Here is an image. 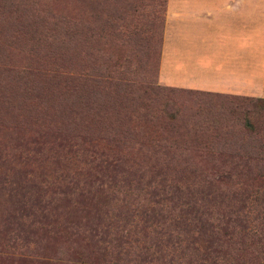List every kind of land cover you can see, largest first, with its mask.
<instances>
[{"label": "rangeland", "instance_id": "1", "mask_svg": "<svg viewBox=\"0 0 264 264\" xmlns=\"http://www.w3.org/2000/svg\"><path fill=\"white\" fill-rule=\"evenodd\" d=\"M96 2L0 0V264H210L200 225L213 264H264V153L223 98L242 95L159 82L164 0Z\"/></svg>", "mask_w": 264, "mask_h": 264}, {"label": "crops", "instance_id": "2", "mask_svg": "<svg viewBox=\"0 0 264 264\" xmlns=\"http://www.w3.org/2000/svg\"><path fill=\"white\" fill-rule=\"evenodd\" d=\"M158 80L264 98V0H166Z\"/></svg>", "mask_w": 264, "mask_h": 264}, {"label": "trees", "instance_id": "3", "mask_svg": "<svg viewBox=\"0 0 264 264\" xmlns=\"http://www.w3.org/2000/svg\"><path fill=\"white\" fill-rule=\"evenodd\" d=\"M88 1V0H85ZM98 2H96L97 6V17H95V20H100L102 19V15H107L109 17L110 11L106 8H104L106 6V0H97ZM115 1V0H113ZM164 2L166 3V0H164ZM165 10V8H164ZM108 13V14H107ZM93 15L89 14V17L86 18V24L85 25V29H84V35H88L90 37H93L95 40L96 39H100L103 31L105 30L103 26L105 23H108L109 20L105 17H103V21L100 22L102 23V25H93V21H91L89 18H92ZM113 17H115L116 19L118 18L117 15H114ZM110 18V17H109ZM94 20V17H93ZM116 25V21H114L113 26L115 27ZM75 32V30H74ZM162 32H163V26H162ZM73 34V33H70ZM72 37V35H70V38ZM69 38V37H68ZM74 41V38H73ZM42 69V68H41ZM45 71H41V73H43V75L45 74V76H43L42 81H49L51 82V85L54 88H59L60 82H57L56 77L48 74L50 73H54L53 70H56L54 68H47V69H42ZM153 71V70H152ZM37 72V71H35ZM40 72V71H39ZM154 72V71H153ZM150 75L151 78L148 82L153 83L155 82L153 76L154 74ZM68 77L70 78H76V77H72L71 74L67 73L66 74ZM71 81H69L68 83H66V86H70ZM72 83V82H71ZM156 86V85H154ZM171 87V86H169ZM162 90H165L166 88L164 87H158ZM179 92H184L182 90H179ZM188 94L191 95H195V96H208L211 95L209 94L210 92H204V93H199L197 91H185ZM223 98H228L227 100H229V105H232L234 108L231 109L232 113L236 114V118L238 119V122L241 124L240 128L244 131H247L249 134H254L256 137V144H255V148L257 147V149L259 150L260 153H264V98H257V97H251V96H236V97H227V96H223ZM232 98V99H230ZM70 116H72V118H75L76 116V112H72L69 113ZM70 118V119H72ZM78 118H80V116H78ZM264 158V156H263ZM5 175L4 171L0 172V183H2L3 181V176ZM198 231L200 233V235H204L207 234L206 237H204L202 240L204 242H207L206 245H203V247H196L197 249H193L192 246H190L194 251H196L198 254H200L202 257L201 259H203L204 261L210 262V264H213L216 262L217 259H220V249H218V245H217V238L214 237L215 239L212 240L211 238L209 239L208 236L210 235V237L213 235V232H215V230L212 229L211 225L208 226H202L200 225L198 228ZM221 234L222 236H228V238L231 237V233L230 232H226V229H221ZM174 238V237H171ZM180 238H178V236H175V243H177L178 245H181V240H179ZM192 243V241L190 242V244ZM121 250H119V253L116 254L117 258L122 257V255H120ZM128 250L125 251V253H127ZM213 252H215V254L212 256H210V254H213ZM210 257V258H209ZM206 264V263H204Z\"/></svg>", "mask_w": 264, "mask_h": 264}]
</instances>
